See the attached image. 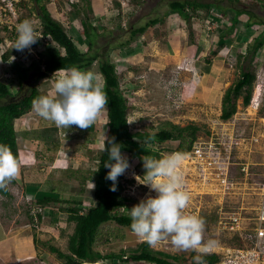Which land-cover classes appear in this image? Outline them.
<instances>
[{"label":"rangeland","instance_id":"1","mask_svg":"<svg viewBox=\"0 0 264 264\" xmlns=\"http://www.w3.org/2000/svg\"><path fill=\"white\" fill-rule=\"evenodd\" d=\"M19 1L17 16L10 19L11 26L16 30L20 22L30 19L36 22L40 32L41 25L34 2ZM121 1L124 5H121ZM171 1L173 0H41V4L46 6L52 18L62 24L80 52H87L88 49L87 42L81 35V20L89 18V22L98 28L99 35L93 51L109 52V58L116 67L120 90L127 100V120L131 132L155 134L169 123L177 126L194 124L201 127L197 133L198 140L210 142L222 127L226 128L224 131L228 135L233 132L234 137L241 134L239 136L246 138L241 148L231 154L233 164L230 166L228 178V187L231 188L227 189V193L220 190L217 182L208 184L205 180L196 179L195 182L199 184H193L194 189L189 192V207L191 206L192 211L188 210L189 207L186 209L187 213H199L205 219V240L215 239L220 246L235 245L228 237L216 233V223L219 216L223 218L230 213H236L245 220L255 213L257 194L254 193H257L255 189L264 171V153L261 144L255 145L252 152L247 151V148L250 137L261 134L264 98L259 112L246 114L242 97L239 96L236 100V113L224 121L220 118L221 92L217 97L207 94L209 87L202 68L207 64L205 59L211 58L213 63L223 64L228 69L223 77L225 83L220 81L222 93L223 88H229L228 86L236 82L243 69H249L256 76L258 69L264 67V47L254 60L250 59L247 48L252 44L255 35L259 32L264 35V5L262 2L251 4L247 0H189L202 4L218 3L221 9L228 6L246 9L253 15L252 18L245 14L240 15L234 31L227 35L226 20L230 21L232 17L230 11L228 17H222L220 21L219 18L213 20V23H218L217 28L208 29L205 18L208 11L205 9H200L198 13L201 17L191 20L190 24L180 20L177 15L163 16L169 11ZM128 6L131 8H127ZM219 10L217 7L220 13ZM154 18L161 21L147 28L127 47H118L129 40L133 29L144 26ZM247 21L256 23L248 26ZM6 26L8 25L0 24V52L7 54L6 60L0 59V81L9 86L15 97L0 102L20 99L23 95H28L32 88L37 89L39 97L47 95L53 90L57 73L40 79L37 68L29 67L32 63L37 64V53L44 49L46 40L40 41L39 38L29 50L17 51L10 48L14 43V34L17 37V31L6 30ZM61 51L64 53L63 49ZM87 70L100 74L96 62L85 71ZM219 74L217 77L220 80ZM20 75L26 76V79L21 81ZM19 88L20 92L17 93ZM30 114L26 138H23V133L17 138L32 142L36 157L32 159L18 156L21 176L8 185L7 196L0 195V226L6 233L35 237L33 242L36 249L37 244L39 247L37 253L47 252L48 256L46 260H41L43 262L36 260L32 264H64V260L56 258V254L49 247L54 246L61 252L68 253V238L73 233L74 222H68L66 207L76 206L75 200L82 202L83 209L94 204L93 189L90 190L89 183L91 180L88 178L96 168L101 151V137L108 120L107 112L89 129H80L75 125L68 129L57 127L53 122L38 116L33 107ZM135 141L138 143L137 150L140 155L124 153L129 167L121 175L122 195L131 198L126 202L129 206L133 205L132 199L141 200L156 195L149 186L139 184L135 179L136 176L143 178L146 171L142 157L157 158L158 154L162 157L172 154L179 144V141L154 145L144 139ZM187 142L188 139L185 143ZM57 143L61 149V158H58L61 161L69 160L65 170L60 167L61 161H55L56 155L51 154L48 157ZM243 162L249 164L248 174L241 171ZM50 190L55 191L54 195L63 196L66 201L61 204L55 201L42 208L34 200ZM35 214H41L44 218L35 221ZM141 242L143 240L127 228L106 223L97 231L94 249L104 256L119 255L122 251L127 255ZM150 248L181 256L187 264L195 262L194 257L199 255L195 250H177L170 240ZM19 264L31 263L22 261ZM95 264L134 263L107 258L98 260Z\"/></svg>","mask_w":264,"mask_h":264},{"label":"trees","instance_id":"2","mask_svg":"<svg viewBox=\"0 0 264 264\" xmlns=\"http://www.w3.org/2000/svg\"><path fill=\"white\" fill-rule=\"evenodd\" d=\"M35 4L36 13L40 22V32L46 46L37 54L39 59L37 64H31V68H37L39 78H46L48 75L55 73L60 68L68 69L76 66L78 69L85 71L93 63L96 62L98 71L103 77L108 105H107V123L105 135L114 137V142L120 144L121 154H133L139 156L140 152L137 150L138 143L135 139H144L151 144H163L170 141H179L178 147L174 149L175 152L186 153L192 149L193 143L197 139V133L200 131V126L189 124L187 126H177L175 124H168L164 128L158 130L155 134H139L131 132L127 120L128 105L127 100L123 96L119 79L116 72V67L109 58V52L93 51L98 31L95 26L88 19L81 20V35L87 42V52H80L73 42L72 38L67 34L60 22L52 18L46 6L41 4V0H32ZM232 2V0H228ZM237 1V0H235ZM244 1V0H239ZM251 4H259L264 0H247ZM220 9L221 17H228L229 11L232 13L230 21L227 23V35H230L237 24L238 17L242 14L248 15L252 18L253 15L246 9H236L228 6L226 9H221L218 3L202 4L189 0H173L170 2L169 11L165 15L177 14L180 20L186 23H191V20L200 18L198 13L200 9L208 11L211 8ZM204 17V16H203ZM222 18V19H223ZM227 19V18H226ZM161 19L154 18L146 23L144 26L133 29L129 40L119 44L118 47H127L133 39L143 34L147 28L159 23ZM224 23V21L222 22ZM256 22L247 21L248 26L254 25ZM16 39V38H15ZM14 39V41H15ZM0 38V42H1ZM264 47V35L258 33L251 45L247 48L250 52V59L258 55ZM64 50V53L61 51ZM25 51V50H24ZM7 54L1 56V59L6 60ZM242 58V55L239 56ZM207 65L211 64V58L205 59ZM251 63V62H250ZM35 68V69H36ZM43 71V74L40 72ZM206 71V70H205ZM21 81L26 79V76H19ZM255 75L249 69H243L240 72L239 78L234 84L229 86L223 94L221 101L220 118L224 121L230 119L236 113V100L239 96L242 97L244 106L248 105L252 91ZM22 88V83H21ZM20 92V88L17 93ZM14 93L9 86L0 81V101L6 98H14ZM39 97L36 88H32L28 95H23L20 99L0 102V144H7L11 147L13 154L18 158V135L15 130L14 120L29 113L34 99ZM188 139V142L185 141ZM107 144V141L105 142ZM54 147L58 149L57 143ZM162 158L161 154L157 155V159ZM108 160V153L100 151L95 170L88 179L93 182L95 187L92 190L94 204L87 209H83L82 202L75 200L76 206L66 207L68 213V222H74L73 233L68 238V253L61 252L58 248L50 246L49 250L56 254V258L64 260V264H81L87 262L89 264L96 263L98 260L111 259L122 260L124 262H132L134 264H187L181 256L171 255L163 251L153 250L146 242H141L137 248L131 250L129 254L122 251L119 255L109 254L102 255L94 249L98 229L106 223H115L116 225L131 230V218L128 210L134 205L138 204L140 200L132 199L133 205L126 202L131 199L122 195L123 185L121 183L122 176L117 178L116 191H111L112 181L106 179L109 168L104 166ZM114 162V161H113ZM54 192L48 194L43 193L38 199L37 203L41 206H46L52 202L63 203V196L54 195ZM0 195L7 196L6 191L0 190ZM44 208V207H43ZM40 219L44 217L41 214L37 216ZM35 242V237H34ZM191 257V256H190ZM206 264H217L219 261L218 255L206 256L203 255ZM195 264V262L189 263Z\"/></svg>","mask_w":264,"mask_h":264},{"label":"clouds","instance_id":"3","mask_svg":"<svg viewBox=\"0 0 264 264\" xmlns=\"http://www.w3.org/2000/svg\"><path fill=\"white\" fill-rule=\"evenodd\" d=\"M16 31L17 37L10 48L17 51L30 48L42 36L36 22L30 19L20 22ZM55 73L57 79L53 90L33 100V111L57 127L68 129L75 125L80 129H89L107 112L108 98L102 75L91 70L82 71L76 66L60 68ZM101 139V151L108 153L104 166L110 170L106 179L112 181L110 190L116 191L117 178L124 174L129 163L121 154L122 146L114 142V137L106 136L105 129ZM186 158L187 155L180 152L159 159L142 157L146 171L143 178L136 176L135 179L139 184L149 186L156 195L148 196L128 210L130 227L138 238L150 246L170 240L177 250L198 251L199 255L194 257L195 264H206L203 255L217 247L218 241L205 240V219L186 212L191 200L185 190L181 171L182 162ZM20 170V160L13 154L11 147L0 144V190L6 191L8 185L19 178ZM89 183L91 190L95 185L91 181ZM34 201L37 203L36 199Z\"/></svg>","mask_w":264,"mask_h":264},{"label":"built area","instance_id":"4","mask_svg":"<svg viewBox=\"0 0 264 264\" xmlns=\"http://www.w3.org/2000/svg\"><path fill=\"white\" fill-rule=\"evenodd\" d=\"M19 2V0H0V24H7L8 26L4 27L6 30H15L11 26L10 19L17 16ZM121 5H124L122 1ZM127 8L131 7L128 6ZM205 16L208 29L217 28L218 23H213V20L217 18H219V21L222 20L220 13L215 8L209 9ZM14 35L16 36V34ZM15 36L12 38V41L16 38ZM42 39L44 40L43 35L39 40L42 41ZM30 48L27 49L29 50ZM255 77V86L253 87L249 103L245 106L246 114L259 112L263 103L264 67L258 69ZM262 121L261 134L250 137L247 151L252 152V148L255 145L261 144L264 153V117ZM224 130L226 128L222 127L219 134L214 136L210 142L198 140L197 138L193 143L192 149L184 153L187 155V158L181 165V171L184 177V187L188 193L191 189H194L193 184H199L195 182L196 179L199 181L205 180L208 184L217 182L223 193H227V189L231 188L228 187L230 184L228 180L230 166L233 164L231 154L233 151L241 148L240 146L243 145L242 142L246 138L239 136L241 134H237L234 137L233 132L228 135ZM248 170L249 164L243 162L241 171L244 174H248ZM255 190L257 192L254 193L257 194V202L254 208L255 213L252 217L245 220L236 213H230L223 218L218 217L216 233L228 237L231 241L235 242V245H218L217 249L215 247L210 252L204 254L206 256L218 255L219 261L217 264H264V171ZM188 210L192 211L191 206ZM197 215L199 216V213ZM34 219L35 221H39L36 214L33 217Z\"/></svg>","mask_w":264,"mask_h":264},{"label":"crops","instance_id":"5","mask_svg":"<svg viewBox=\"0 0 264 264\" xmlns=\"http://www.w3.org/2000/svg\"><path fill=\"white\" fill-rule=\"evenodd\" d=\"M166 13H164L163 16L168 17L169 14L165 15ZM170 15H177V14H170ZM238 19H239V17H238ZM233 31H234V29H233ZM259 33H261V32H259ZM257 35H255L254 37H256ZM202 70H203V74L206 76L205 78L204 77L203 78L206 81V85H208V87H209L207 94H211V95L217 97V95H219V92H221L220 97H219V101L221 104L223 93L225 92L227 87L223 88V93H222V89H221L222 85H220V81L223 84L225 83V78H223V77L225 74H227L228 69L225 68V66H223V64H220L217 62L213 63V61H212L211 64H209V65L204 64V67L202 68ZM218 73L221 74L220 80L217 77ZM202 91H204V90L202 89ZM203 97H204V94H203ZM220 110H221V108H220ZM30 115L31 114L28 113V114H25L22 117L14 120V126H15V130H16L18 136H20V133H23L24 134L23 138H26L27 133H28L27 126L29 125ZM25 121L28 123H26ZM33 148H34V145L32 142L29 143V141L26 139L21 140L18 138V152H19L18 156H21L23 158L28 157V158L34 159L36 157V155L33 151ZM50 152L51 153H49L48 157H51L50 156L51 154H52V156L56 155L55 161L56 162L61 161V159H60L61 158V156H60L61 155V149H59V148L57 149L56 147H54L50 150ZM30 153H33V154L31 155ZM40 157H42V155ZM58 157H60V158H58ZM68 161L69 160L61 161L62 166H60V167H63V169L65 167H67L66 165H67ZM22 172L24 173V171H22ZM23 173H22V175H23ZM20 176H21V174H20ZM51 192H54V191H51ZM38 197H40V196L38 195ZM6 232L7 231H5L0 226V264H19V263H22V261H29L32 264V263H35L36 260L41 261V260H43V258L45 260L47 259V256H48L47 252L37 253L39 250V247H38V244H37V249L35 247L36 244H34V242H33L34 236L29 237L26 235H22V236L21 235H13L12 233H6ZM17 261H18V263H17ZM41 262H43V261H41ZM61 264H63V263H61Z\"/></svg>","mask_w":264,"mask_h":264},{"label":"water","instance_id":"6","mask_svg":"<svg viewBox=\"0 0 264 264\" xmlns=\"http://www.w3.org/2000/svg\"><path fill=\"white\" fill-rule=\"evenodd\" d=\"M43 73H44L43 71L40 72V74H43Z\"/></svg>","mask_w":264,"mask_h":264},{"label":"bare ground","instance_id":"7","mask_svg":"<svg viewBox=\"0 0 264 264\" xmlns=\"http://www.w3.org/2000/svg\"><path fill=\"white\" fill-rule=\"evenodd\" d=\"M209 186H210V185H209ZM209 186H208V187H209ZM214 187H215V186H214ZM209 191H210V190H209Z\"/></svg>","mask_w":264,"mask_h":264}]
</instances>
